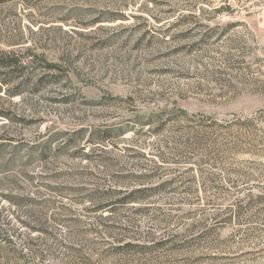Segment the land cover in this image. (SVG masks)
<instances>
[{
  "label": "rangeland",
  "instance_id": "obj_1",
  "mask_svg": "<svg viewBox=\"0 0 264 264\" xmlns=\"http://www.w3.org/2000/svg\"><path fill=\"white\" fill-rule=\"evenodd\" d=\"M220 2L0 0V49L20 52L32 74L21 94L23 77L0 82V194L47 199L60 240L65 216L87 207L79 186L123 189L136 178L120 170L157 165L167 186L142 193V211H120L144 247L116 252L92 235L93 264H264V0L209 13ZM191 11L203 18L166 28ZM215 26L219 38L199 40ZM31 53L67 75L31 83L45 63ZM90 131L108 138L89 142Z\"/></svg>",
  "mask_w": 264,
  "mask_h": 264
},
{
  "label": "trees",
  "instance_id": "obj_2",
  "mask_svg": "<svg viewBox=\"0 0 264 264\" xmlns=\"http://www.w3.org/2000/svg\"><path fill=\"white\" fill-rule=\"evenodd\" d=\"M221 5L211 9L209 13L223 12L228 14L231 10L229 0H219ZM210 2V1H209ZM215 2V1H212ZM202 15L205 8H200ZM207 13V12H206ZM203 16H197L193 11L189 13H178L174 21L166 23L169 28L173 25L180 24L186 20L194 21L202 19ZM101 22L99 17L93 19L91 24ZM237 21H229L221 29V33L236 25ZM219 26V25H218ZM215 26L208 28L204 33L200 34V41H206L210 37L217 39L221 33L214 34ZM189 29L185 33L196 27L188 26ZM207 28V27H206ZM15 49H0V82L7 84L15 82L23 77L21 81L16 83V90L12 94H21L23 89L17 86H27L30 83L32 74H29L28 63L22 65L21 55ZM29 63L43 60L44 66L37 79L31 83L42 85L48 82L55 83V76L67 75L69 65L61 62H54L43 58L41 55L31 53ZM69 64V63H68ZM52 78V79H50ZM66 101L67 99H62ZM151 120L147 121L150 124ZM108 133V130H104ZM104 134V133H103ZM90 141L101 144L107 137H97L95 133L90 131ZM51 140L46 142L47 148ZM67 142V141H66ZM65 142V143H66ZM65 145L62 147L64 148ZM91 151V150H90ZM93 151V150H92ZM95 151V149H94ZM33 152L30 153V157ZM139 173L135 174L130 170H120L122 178L135 177L136 180L131 183H123V189L116 188H94L86 189L79 186L77 191L82 193L81 200L86 201L87 207L83 208L84 214L74 215L68 213L64 221L70 222L68 225V236L65 239L58 240L57 233L53 227L55 221L58 220L56 213L47 212V199H38L30 194L16 195L13 192H1L0 194V264H42L46 259L51 258L57 260L61 264H93V252L96 251L95 241L91 237L98 234H107L111 237V246L116 252L125 249H135L140 246L132 241L128 235L129 228L134 221H125L121 219L125 216V212L120 213L121 207H131L136 211H142L144 204L148 203L143 200L141 194L147 191L163 189L167 186L166 181H158L157 172L160 167L153 165L152 169H141L134 167ZM29 180L33 178L28 175ZM6 179L13 182L8 176ZM124 211V210H123ZM93 213V219H88L87 214ZM88 219V220H87ZM20 228H24L26 232L22 236L23 245L18 247L14 243L15 236H21L18 232ZM63 240V241H61ZM165 244V240L160 241L156 246ZM107 250L97 253L95 259H100Z\"/></svg>",
  "mask_w": 264,
  "mask_h": 264
}]
</instances>
